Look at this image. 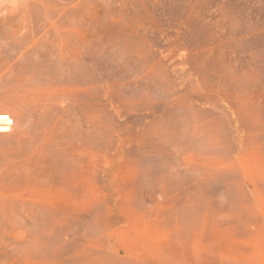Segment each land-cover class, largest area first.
I'll return each mask as SVG.
<instances>
[{
    "label": "rangeland",
    "instance_id": "374dc122",
    "mask_svg": "<svg viewBox=\"0 0 264 264\" xmlns=\"http://www.w3.org/2000/svg\"><path fill=\"white\" fill-rule=\"evenodd\" d=\"M0 264H264V0H0Z\"/></svg>",
    "mask_w": 264,
    "mask_h": 264
}]
</instances>
